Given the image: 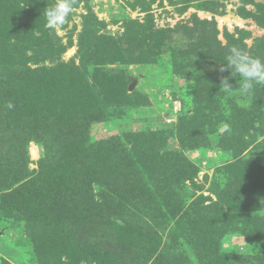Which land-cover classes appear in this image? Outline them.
<instances>
[{
  "label": "rangeland",
  "instance_id": "374dc122",
  "mask_svg": "<svg viewBox=\"0 0 264 264\" xmlns=\"http://www.w3.org/2000/svg\"><path fill=\"white\" fill-rule=\"evenodd\" d=\"M54 3L0 0V264H264V90L235 128L224 65L264 59V0H75L52 30ZM17 187L51 200L6 209Z\"/></svg>",
  "mask_w": 264,
  "mask_h": 264
},
{
  "label": "trees",
  "instance_id": "16d2710c",
  "mask_svg": "<svg viewBox=\"0 0 264 264\" xmlns=\"http://www.w3.org/2000/svg\"><path fill=\"white\" fill-rule=\"evenodd\" d=\"M48 50H51V46H48V47H46ZM198 57H196V59H197ZM199 59V58H198ZM198 59H197V62H199V64H202V61L203 60H201L200 59V61H198ZM196 62V63H197ZM206 81V80H205ZM208 84L207 85H210L212 88H214L215 87V85H211L208 81H206ZM217 83V82H216ZM257 88H262L263 90H264V84H262V85H257L256 86ZM254 92V91H253ZM255 93H256V90H255ZM87 96H88V94L87 93H85ZM249 94H251L252 95V92L251 93H245L243 90L240 92H238V95L236 96V100H237V98L239 97V105H237V106H235V107H237L240 111H242V112H248L250 109H252V107L251 106H249V104L248 103H251L252 104V102H253V100H250V98L248 97V95ZM263 95H264V91H263ZM13 98H15L14 96L12 97V99ZM262 98L264 99V96H262ZM230 99H232L231 97H230ZM204 100H205V98L203 97V98H201L200 100H199V105L200 106H202V109L200 110L201 111V114L202 115H205L206 114V112L208 111V113L209 112H211V105L212 104H214V102H213V98L211 99V101L209 102L210 103V105H202L203 103H204ZM234 100V99H233ZM238 101V100H237ZM255 102H256V100H255ZM201 103V104H200ZM86 115V114H85ZM254 116H257V113L256 112H254L253 111V109H252V114H251V116H245L244 118H242V120L239 122V120L237 121H235L232 125L235 127V128H238L239 130H241L242 128H244V127H247V124H248V122H247V119H253L254 118ZM82 139H84V138H80V141L79 142H81L82 141ZM204 141H205V143L207 144V141L204 139ZM183 144H182V146H189L190 148H191V143H192V139L191 140H188L187 142H182ZM60 144L61 143H59V146H60ZM63 148L64 147H62V146H60V149L63 151ZM66 150V149H65ZM86 151H90V150H86ZM180 154H182V153H180ZM179 153L178 154H173V160H174V162H175V164H183L184 166L181 168V170H182V173L183 174H185V173H188V172H190V170H191V168H192V165L190 166V163L187 161V160H185L184 161V158H182L181 156L182 155H180ZM66 156H68V153H66ZM171 157V156H170ZM161 159V160H160ZM159 159V161H155V163L157 164V166L155 165V163L154 164H152V163H146V164H144L143 162H141V165H142V167H144V169L146 170V171H148L149 173H154V172H163L166 168L169 170V168H170V166H168L166 163H172V160H170V158H169V156H161V158ZM160 162V163H159ZM44 160L43 161H41V163L39 164V168H42L43 166H44ZM136 163H131V166H130V168L133 166V165H135ZM103 166V167H102ZM108 166V164H106V162H104L103 164L101 163V167L100 168H98V170L97 169H90L89 170V172H87L86 174H83L82 176H79L78 177V179H77V181H76V189L77 188H83L85 185H86V183L89 181V179H91V177H94V175L92 174V172H95V171H99V170H102V171H99L98 173H100L101 175H103V176H105L106 174H108V175H110L111 173H109V171L111 170V168H109V166ZM120 167H122V169H119V171L122 173L123 171H128V169L129 168H126L125 166H124V164L123 165H121ZM173 173H176V171H174L173 170ZM190 174H192V176H193V172H191ZM40 174H38V176H39ZM48 177V176H46L45 174H43L42 175V177ZM107 176V175H106ZM26 177V176H25ZM20 178H18V180H19ZM0 182H2V184H1V187H3V186H6L5 184H4V182H6V181H0ZM90 182V181H89ZM58 183V179H57V177H56V179H55V181H54V185H56ZM7 186H6V188H12L13 186H14V184H15V181H10V183H8L7 182ZM13 184V185H12ZM65 193H67L66 192V190H61V191H59V193L57 192V194L54 196V200L55 201H64V202H69V203H71L72 201H73V197L72 196H70V195H67V196H65ZM5 197H8V200L6 201V203H5V205H4V207L7 209L9 206H11V207H13L14 206V208L16 209H20L21 208V206H22V204L27 200V197H30V200L32 201V203H39V204H42L45 200L46 201H49V200H51V198H48L47 196H45L44 195V189L42 188V189H36V191L35 192H31V191H27L26 193H25V191L22 189V188H14L10 193H9V195H7V196H5ZM154 254H157V251L154 253ZM162 256H157V258L156 259H160ZM174 260H173V258H168V257H165L164 256V258H163V260H159V262H158V264H170V263H172V264H174ZM201 264H202V262H201Z\"/></svg>",
  "mask_w": 264,
  "mask_h": 264
},
{
  "label": "clouds",
  "instance_id": "9594fccd",
  "mask_svg": "<svg viewBox=\"0 0 264 264\" xmlns=\"http://www.w3.org/2000/svg\"><path fill=\"white\" fill-rule=\"evenodd\" d=\"M74 6L75 0H55L52 6L44 10L47 27L55 30L65 25L73 13ZM225 61L224 65L231 70L232 76L240 78L237 83L245 93H251L257 85L264 84V59L250 56L242 48L233 46L228 50ZM221 86L225 92L232 90L229 78H224Z\"/></svg>",
  "mask_w": 264,
  "mask_h": 264
}]
</instances>
